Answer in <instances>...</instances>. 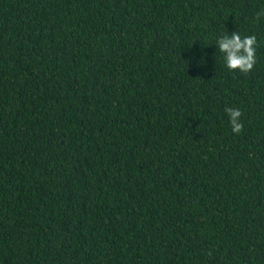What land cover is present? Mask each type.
I'll list each match as a JSON object with an SVG mask.
<instances>
[{
	"label": "trees",
	"instance_id": "1",
	"mask_svg": "<svg viewBox=\"0 0 264 264\" xmlns=\"http://www.w3.org/2000/svg\"><path fill=\"white\" fill-rule=\"evenodd\" d=\"M261 12L0 0V264H264Z\"/></svg>",
	"mask_w": 264,
	"mask_h": 264
},
{
	"label": "clouds",
	"instance_id": "2",
	"mask_svg": "<svg viewBox=\"0 0 264 264\" xmlns=\"http://www.w3.org/2000/svg\"><path fill=\"white\" fill-rule=\"evenodd\" d=\"M264 15V12L258 13L257 18ZM220 52L224 54L226 66L229 70H239L242 73H249L256 63V37L255 35L245 36L243 39L236 31L231 36L223 35L217 40ZM230 118L229 122L232 131L239 134L243 130V124L240 122L242 115L239 108H226Z\"/></svg>",
	"mask_w": 264,
	"mask_h": 264
}]
</instances>
